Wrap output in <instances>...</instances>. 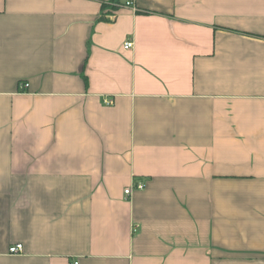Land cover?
<instances>
[{"label":"crops","instance_id":"crops-1","mask_svg":"<svg viewBox=\"0 0 264 264\" xmlns=\"http://www.w3.org/2000/svg\"><path fill=\"white\" fill-rule=\"evenodd\" d=\"M75 263L264 264V0H0V264Z\"/></svg>","mask_w":264,"mask_h":264},{"label":"built area","instance_id":"built-area-1","mask_svg":"<svg viewBox=\"0 0 264 264\" xmlns=\"http://www.w3.org/2000/svg\"><path fill=\"white\" fill-rule=\"evenodd\" d=\"M125 5L129 6L130 5V2H126ZM133 46V41L132 40H126L123 44V48L125 49H130L132 48ZM110 101H108L107 103H109ZM135 187L137 189H142L144 186L143 184H136ZM132 190V187H127L126 189H124V193L125 194H130ZM8 252L11 253V254H19L22 252V244L21 243H17L15 245H11L9 248H8ZM76 264V263H75Z\"/></svg>","mask_w":264,"mask_h":264}]
</instances>
